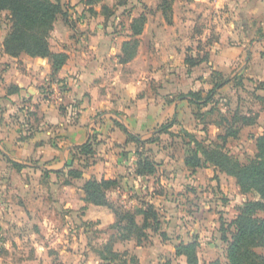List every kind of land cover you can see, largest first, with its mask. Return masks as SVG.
<instances>
[{
  "label": "crops",
  "instance_id": "0c3cea01",
  "mask_svg": "<svg viewBox=\"0 0 264 264\" xmlns=\"http://www.w3.org/2000/svg\"><path fill=\"white\" fill-rule=\"evenodd\" d=\"M189 3L187 10L191 11L186 13L199 19L200 29L202 24L209 27L212 35L204 38L209 39V48L203 52L205 56L199 50L190 55L194 65L186 52L169 61L158 60V55L144 56L147 69L151 64H164L151 72L161 82L173 75L175 66L183 70L181 79H172L175 86L168 91L166 83L158 85L155 95L136 77V70L122 75V45L132 33L122 38L88 31L72 41L66 35L55 42L52 30L50 44L57 47L51 45V50L67 55L61 68L52 73L46 58L7 54L3 48L6 34L0 32V264H8L14 253L21 257V264H40L41 254L58 243L61 249H54L63 255V244L70 241L63 236L69 234L68 223L74 218L97 220L99 226L113 223L105 206L83 201L84 182L90 177L114 179V174H120L119 152L132 139L142 141L152 132L169 133L152 128L165 123L185 102L195 106L189 93L201 91L199 75H194L199 64L208 61L210 75L204 73L203 78L213 75V92L231 83L226 74L233 68L244 79L264 76V0ZM142 37V32L135 36ZM133 59L135 62L136 56ZM52 75L55 80L50 81ZM219 75L223 80L215 88ZM175 93L179 98L169 100ZM93 138L104 141L105 158L80 168V178L69 177L68 170L83 161L74 157V149L80 153V147ZM45 216L58 218L61 225L50 220L53 223L43 228L38 218ZM103 216L106 223L100 221Z\"/></svg>",
  "mask_w": 264,
  "mask_h": 264
},
{
  "label": "rangeland",
  "instance_id": "374dc122",
  "mask_svg": "<svg viewBox=\"0 0 264 264\" xmlns=\"http://www.w3.org/2000/svg\"><path fill=\"white\" fill-rule=\"evenodd\" d=\"M162 1L102 0L92 7L96 12L93 13L89 11L90 5L87 4V0H60L65 17L58 16L55 22L56 29L54 27L52 29L56 34L53 36L51 31L50 37L53 36L55 42L66 35L73 40L88 31L90 33L98 31L104 35L126 38L132 33L130 26L133 19H138L140 15L146 16V23L142 28L143 37L135 38L131 35L130 40L135 38L137 42H134L135 45L131 43L128 47V51L133 55L123 61L122 75L132 74L136 70V77L146 83L152 95L156 94L157 86L164 83L167 84L169 91L175 86L172 79L176 77L181 79L182 68L175 66L173 75H168L166 82H161L160 78H155L151 72H156L158 69L154 71V68H161L164 64L162 66L151 64L147 69L143 62L144 56L158 55V60L163 58L169 61L178 53L186 52L190 56L196 54L197 50L202 51L199 55L205 56L203 52H207L209 48V39L204 38L211 37L212 34L208 25L202 24L200 29L199 19L190 15L191 13H186L191 11L187 10L191 7L190 0H169L167 20L162 13ZM102 4L112 11L110 17L105 18L102 14ZM194 20L197 21L193 22ZM11 24L10 13L0 11V32L7 34ZM201 33H205L206 36H200ZM51 45L54 49L57 47L54 42L50 44V48ZM135 56L137 60L134 62ZM207 63L208 61L199 64L194 74L199 75L197 86L201 89L199 93L201 103L192 106L185 102L165 123L152 128L158 130L173 120L175 123L168 129L169 133L152 132L142 141L133 139L129 141L128 145L120 150L121 153L119 152L123 170L113 176L116 185L105 192L110 204L118 209L138 211L144 208L145 203L153 204L161 221L160 231H164L166 236H160V231L155 233L147 230L149 236L147 241L137 249L134 238L110 243L107 240L112 231L106 225L99 226L97 220L83 221L78 217L68 223L69 234L63 236L64 240L70 239L67 244H63L66 245L63 249L65 253L60 255L59 250L54 249V247L61 249V243H58L60 246H50V249L41 254L40 264H120L100 259L99 252L107 255L108 251L104 249L107 245L117 250L120 254L118 258L126 260V264H186L185 258L175 256L173 250L178 243H189L193 240L198 242L196 252L201 264H207L215 259L221 264L226 263L227 245L222 239L223 235L230 237L233 231L232 222L236 218L239 206L245 200L260 198L254 191L242 193L232 176L211 165L188 168L184 165V158L194 146V139L205 144L217 145L243 162L254 156L255 139L264 133V76L255 75L244 79L238 72L234 73L233 68L230 74H226L231 83L210 93L214 83L210 82L213 75L203 78L204 73L210 75ZM165 65L168 66V63ZM233 66L238 65L234 62ZM130 76L132 78L133 75ZM53 77L54 75L50 81L55 80ZM222 78L223 76L219 75L217 82ZM207 95L212 98L209 104L204 101ZM177 98L179 93H175L169 100ZM234 116L244 117L245 123L236 120ZM226 129L238 132L235 137L223 138ZM103 142L93 138L89 144L93 153L89 155L81 150L78 153V148H75L74 157L78 161H83L76 162L73 167L80 169L97 160L102 161L105 158ZM143 160L154 166L152 174L138 175L137 171L143 169L141 164ZM108 210L114 217L112 211ZM258 215L263 217L264 209L259 211ZM53 218L54 216L41 217L38 220H41L43 228L53 222L55 226L61 225L58 218ZM50 220L53 222L49 223ZM137 220L142 222L140 216H137ZM100 221L106 223L108 219L103 216ZM42 240L44 242L46 240L43 235ZM45 243L49 247L48 242ZM256 245L250 246L251 249L264 255V245ZM137 255L140 258L136 259ZM26 256L29 259L32 251ZM17 257L18 255L14 253L8 264H21V257L20 259Z\"/></svg>",
  "mask_w": 264,
  "mask_h": 264
},
{
  "label": "trees",
  "instance_id": "16d2710c",
  "mask_svg": "<svg viewBox=\"0 0 264 264\" xmlns=\"http://www.w3.org/2000/svg\"><path fill=\"white\" fill-rule=\"evenodd\" d=\"M100 2L102 0H87V4L90 5L89 11L96 13L92 7ZM168 2L169 0H163L161 4L162 13L166 20L169 18H167ZM0 11H8L12 22L3 41L4 51L13 57L25 53L30 57L46 58L52 73L57 72L67 59L65 53L52 51L49 43L54 22L59 15L65 17L60 0H0ZM101 11L105 18L111 16L112 11L104 4L101 5ZM145 21L146 16L143 15H140L138 19H133L130 26L133 36L142 32ZM134 42H137V39L133 38L132 41L123 43L122 56L120 57L122 62L132 57L133 53L128 51V47L131 43L135 45ZM189 63L191 65L196 64L193 59H189ZM222 80L215 83V88L220 86ZM212 92L213 90L210 93ZM189 96L191 102L198 105L201 100L199 93H189ZM209 99L210 95H207L204 100L206 104ZM234 117L236 120L245 123L244 117ZM174 123L175 121L172 120L170 123L162 125L159 129L160 132H167ZM237 132L236 130H227L223 138L235 137ZM255 141L256 152L254 156L244 162L229 155L217 145L205 144L196 139L193 140L194 146L184 158V165L188 168L195 169L211 165L226 175L232 176L242 193L254 191L260 198V200H245L239 206L236 218L232 222L233 231L230 237L223 235L222 239L227 245L225 264H264V255L251 249L252 246L256 247V244L264 245V216L258 215V212L264 209V133L258 135ZM80 150L86 154L93 153L89 144L83 145ZM141 164H143V169L137 171L138 175H150L154 172V166L147 160H143ZM68 176L80 178L81 170L70 168ZM115 185V179L90 177L82 186L83 201L93 205L105 206L112 211L114 221L108 226L109 230L112 231L108 242L114 243L117 240L134 238L136 244L141 245L149 237L147 230L155 233L160 231L161 221L158 211L151 203H145L144 208L138 209V211L114 207L108 201L105 192ZM137 216L142 218L141 223L137 220ZM160 236H166L164 231H160ZM255 241L258 242L251 246ZM197 247L198 242L196 240L189 243L180 242L175 246L174 254L175 256H183L186 264H201L196 252ZM104 249L108 251L107 255L99 252L100 259L120 264L127 263L126 260L118 258L119 252L111 249L109 245L104 246ZM207 264L221 263L215 259Z\"/></svg>",
  "mask_w": 264,
  "mask_h": 264
}]
</instances>
